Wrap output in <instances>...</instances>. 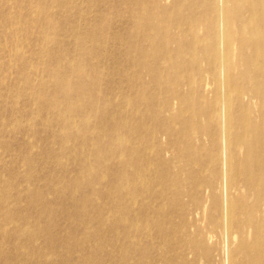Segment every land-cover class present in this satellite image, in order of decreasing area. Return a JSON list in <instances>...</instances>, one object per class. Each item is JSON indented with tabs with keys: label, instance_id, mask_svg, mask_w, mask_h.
Masks as SVG:
<instances>
[{
	"label": "bare ground",
	"instance_id": "1",
	"mask_svg": "<svg viewBox=\"0 0 264 264\" xmlns=\"http://www.w3.org/2000/svg\"><path fill=\"white\" fill-rule=\"evenodd\" d=\"M84 1L98 13L74 6L66 51L46 6L13 3L57 49L32 50L49 84L24 78L73 162L40 207L72 220L49 246L79 248L57 264H264V0Z\"/></svg>",
	"mask_w": 264,
	"mask_h": 264
},
{
	"label": "rangeland",
	"instance_id": "2",
	"mask_svg": "<svg viewBox=\"0 0 264 264\" xmlns=\"http://www.w3.org/2000/svg\"><path fill=\"white\" fill-rule=\"evenodd\" d=\"M14 1L0 0V18H2L0 19V264H42L45 261L57 264L62 257H68V254L76 255L75 250L79 247L75 245L76 243L73 240L68 239L70 243L67 241L62 246V250H52L49 246L50 243L56 244L54 238L52 239V235L58 234V230L62 231L61 233H66L64 228L67 223L69 224L70 220H67L66 224L59 226L61 223H65V218L61 221L59 220L61 216L43 214L40 212V207L47 200L53 201L54 206L58 205L60 201L57 199L58 194L60 192L67 193L62 180L65 178V174L68 175L64 171L72 169L73 162L65 157L59 158L62 151L59 137L51 134L48 127L41 123L44 116L37 113L36 105L29 98V94L31 95L32 91L30 92L29 89H26L27 84L24 79L26 77L31 80L35 84V89H38L37 84L40 81L45 80L46 84H49L47 82L49 79L40 66L44 62L46 64L51 62L47 55L54 56V54H57V49H55V42L50 41L43 34V30L46 32V28L39 14L41 10L38 11L34 7L32 8V4H29L32 9L27 12L25 9L21 10V7L14 5ZM23 1L46 6L47 16L51 19L54 17V21L57 22L55 23L57 25L56 28L49 29L48 34L58 36L63 42L62 48L65 51L72 46V36L65 30L78 25L82 27L81 29H84L83 27L86 26L87 20L78 17L79 13H77V9L74 6L83 3L84 13H86V16L90 15L89 17L98 13V11L96 12V10L90 8V5L88 6L84 0H71L69 5H66L65 0H42V3L41 0H37L38 2ZM26 14L28 16L27 20L30 22V24L27 23V26L23 24L24 15ZM111 21H114L115 24L120 23L119 20L114 19L112 16ZM31 22H34V25ZM63 25H65L64 28H62ZM11 30H14L13 33ZM21 30L23 32L27 31V34ZM110 30V28L109 31L106 29L104 33L110 32ZM97 32L102 31L99 30ZM41 34H43V38ZM109 41L110 39L108 38ZM33 48H38L41 52L47 51V55L41 53V56H39L32 51ZM34 62L36 65L33 64ZM21 65L26 69L23 74L19 70ZM5 79L6 81H4ZM46 169L47 171H45ZM41 182L43 183L40 184ZM2 208L5 210H2ZM66 212L70 213L71 210L64 211L65 215L67 214ZM14 215L15 217H13ZM25 216L26 218H23ZM57 221H60V224H56ZM77 228L75 227L76 231ZM74 238H77V234H75ZM91 241L93 244L94 240L92 239ZM67 243L68 248L65 249ZM47 246L49 248H46ZM11 247L15 248L12 249ZM49 249H51V252ZM46 251H49L51 255H46ZM4 254L5 256H3ZM4 260L6 261L4 262Z\"/></svg>",
	"mask_w": 264,
	"mask_h": 264
}]
</instances>
